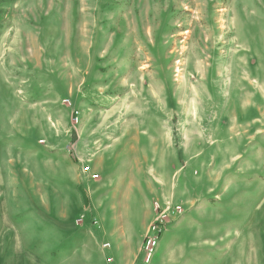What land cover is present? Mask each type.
I'll return each mask as SVG.
<instances>
[{"label":"rangeland","instance_id":"obj_1","mask_svg":"<svg viewBox=\"0 0 264 264\" xmlns=\"http://www.w3.org/2000/svg\"><path fill=\"white\" fill-rule=\"evenodd\" d=\"M0 264H264V0H0Z\"/></svg>","mask_w":264,"mask_h":264},{"label":"built area","instance_id":"obj_2","mask_svg":"<svg viewBox=\"0 0 264 264\" xmlns=\"http://www.w3.org/2000/svg\"><path fill=\"white\" fill-rule=\"evenodd\" d=\"M154 210L155 220L148 229L142 247L144 260L146 263H149L153 258L160 244L164 227L171 220V217L180 214L182 209L179 205L171 207L169 204H162L156 201L154 203Z\"/></svg>","mask_w":264,"mask_h":264}]
</instances>
